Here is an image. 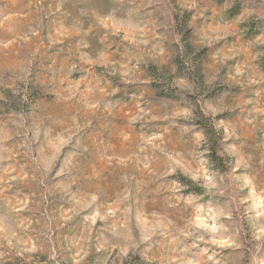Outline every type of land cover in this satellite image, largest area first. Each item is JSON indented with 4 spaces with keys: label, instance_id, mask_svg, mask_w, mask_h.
Returning <instances> with one entry per match:
<instances>
[{
    "label": "rangeland",
    "instance_id": "1",
    "mask_svg": "<svg viewBox=\"0 0 264 264\" xmlns=\"http://www.w3.org/2000/svg\"><path fill=\"white\" fill-rule=\"evenodd\" d=\"M261 13L264 0H0V264H264ZM218 81L207 107L232 114L214 124L229 158L211 191L177 175L188 192L169 208L147 171L161 125L135 105L153 117Z\"/></svg>",
    "mask_w": 264,
    "mask_h": 264
},
{
    "label": "clouds",
    "instance_id": "2",
    "mask_svg": "<svg viewBox=\"0 0 264 264\" xmlns=\"http://www.w3.org/2000/svg\"><path fill=\"white\" fill-rule=\"evenodd\" d=\"M208 85L211 86L209 94L192 102L195 91L185 89L186 95L182 102L174 104L168 112L153 117L148 116L150 110L146 111L140 104L135 105L140 110L135 117L137 121L148 117L150 121L161 125L160 130L155 133L156 137L160 138L156 149L159 153L158 164L154 169L150 165L147 171L152 177L151 183L159 190V194L165 196L169 202L175 200V204L169 203V208L177 207L184 199L182 195H177L178 193L188 192V185L181 184L179 180L175 179L177 175L197 183V186H199L198 182L202 181L204 188L209 191L213 190L208 184L209 177H216L210 167L214 166L212 160L213 133L216 134L218 143L221 146L224 145L222 137L214 131L213 125L218 124L219 120L231 118L232 114H221L215 119L212 117L213 111L223 113L222 108L209 110L207 107L208 101L212 99L211 93H215L217 87L220 88V83L218 81L215 85ZM220 94L223 93L220 92ZM177 110H182L186 117L185 120H175ZM200 122H206L205 127H201ZM174 131L179 133L175 137ZM215 155L222 159L229 158L224 149L223 152H215ZM220 182L222 183V178ZM216 190L219 191L218 188ZM188 194L189 196L193 195L191 192ZM184 202L185 204L195 203L194 200H185ZM129 250V247H124L120 251L122 255L127 256Z\"/></svg>",
    "mask_w": 264,
    "mask_h": 264
},
{
    "label": "trees",
    "instance_id": "3",
    "mask_svg": "<svg viewBox=\"0 0 264 264\" xmlns=\"http://www.w3.org/2000/svg\"><path fill=\"white\" fill-rule=\"evenodd\" d=\"M205 124H206V122H200V126H201V127H205ZM213 129H214V131H215L217 134H219V135L222 137L221 133H220L219 131L216 130V128H215L214 125H213ZM213 146H214V153H213L212 160L214 161V164H215V165H217L219 168L222 169L226 163H225V161H224L222 158H220V157H218V156L215 155V152H220V146H221V145L218 143V139H217L215 133H213Z\"/></svg>",
    "mask_w": 264,
    "mask_h": 264
}]
</instances>
